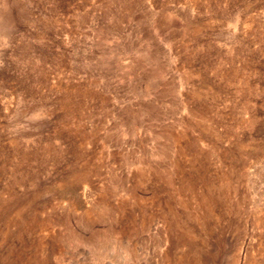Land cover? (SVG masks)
Returning <instances> with one entry per match:
<instances>
[{
    "label": "rangeland",
    "instance_id": "obj_1",
    "mask_svg": "<svg viewBox=\"0 0 264 264\" xmlns=\"http://www.w3.org/2000/svg\"><path fill=\"white\" fill-rule=\"evenodd\" d=\"M0 264H264V0H0Z\"/></svg>",
    "mask_w": 264,
    "mask_h": 264
}]
</instances>
